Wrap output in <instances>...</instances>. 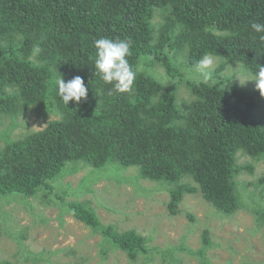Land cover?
<instances>
[{
  "label": "trees",
  "instance_id": "1",
  "mask_svg": "<svg viewBox=\"0 0 264 264\" xmlns=\"http://www.w3.org/2000/svg\"><path fill=\"white\" fill-rule=\"evenodd\" d=\"M252 22L264 23V0H0V123L15 125L30 113L56 117L16 140L0 131V198L53 194L76 165L117 163L169 185L171 215L197 190L222 215L237 213L241 189L257 186L240 180L256 169L240 159L264 166V97L222 73L232 65L253 76L264 64ZM101 37L131 40V94H109L112 86L95 76L94 41ZM205 54L222 60L207 83L189 78ZM60 76H81L87 101L63 104ZM183 84L191 100H180ZM66 207L133 261L150 253L145 237L104 225L90 203ZM256 210L264 224V211ZM203 239L209 246L208 233Z\"/></svg>",
  "mask_w": 264,
  "mask_h": 264
},
{
  "label": "rangeland",
  "instance_id": "2",
  "mask_svg": "<svg viewBox=\"0 0 264 264\" xmlns=\"http://www.w3.org/2000/svg\"><path fill=\"white\" fill-rule=\"evenodd\" d=\"M209 57L213 63L208 71L215 72L222 60ZM222 74L252 76L232 65ZM157 76L167 81L162 68ZM192 77L198 79V69L191 70ZM254 86L253 81L244 85ZM179 97L192 99L184 84ZM54 119L30 113L15 125L13 119L4 120L0 131H8L16 140L45 129ZM240 163L255 164L254 173L244 171L240 180L257 186L241 189L244 208L231 216L219 213L198 190L186 194L178 214L171 215L169 185L141 179L138 167L76 165L75 171L61 178L60 189L56 184L53 194L0 198V264H264V224L255 211H264V185L259 182L264 178V166L250 158H241ZM189 184L198 188L192 181ZM251 199L255 203L248 207ZM70 201L90 203L101 222L119 232L136 231L147 239L150 253L133 261L127 253L106 244L102 234L68 212L66 203ZM205 233L210 239L207 247Z\"/></svg>",
  "mask_w": 264,
  "mask_h": 264
},
{
  "label": "clouds",
  "instance_id": "3",
  "mask_svg": "<svg viewBox=\"0 0 264 264\" xmlns=\"http://www.w3.org/2000/svg\"><path fill=\"white\" fill-rule=\"evenodd\" d=\"M251 28L255 33L260 34L259 39L264 42V23L252 22ZM131 46L130 39L113 40L101 37L94 41L96 49L95 76H99L104 83L112 86L109 94H131L133 91L136 72L133 71L128 61V57L132 54ZM212 63V59L207 54L197 61L196 67L204 83L211 79L212 74L208 69ZM236 79L240 81L241 86H244L248 81H254L260 95L264 97V64L259 63L258 70L250 78L245 75L243 78L237 76L234 80ZM56 85L57 95L63 104L68 106L70 101H74L79 105L81 102L87 101L88 88L81 76H75L67 82L60 76Z\"/></svg>",
  "mask_w": 264,
  "mask_h": 264
}]
</instances>
